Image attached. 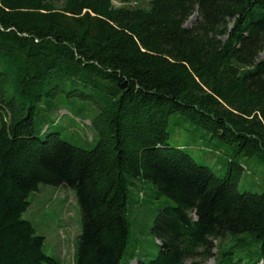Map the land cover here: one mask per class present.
<instances>
[{"label":"trees","instance_id":"obj_1","mask_svg":"<svg viewBox=\"0 0 264 264\" xmlns=\"http://www.w3.org/2000/svg\"><path fill=\"white\" fill-rule=\"evenodd\" d=\"M118 2L0 0V264H59L22 218L43 184L74 194V264H119L146 182L174 205L151 226L158 254L135 264H264V191L239 192L241 164L218 177L167 130L180 116L264 163V0ZM68 102L94 113L91 149L35 128Z\"/></svg>","mask_w":264,"mask_h":264},{"label":"rangeland","instance_id":"obj_2","mask_svg":"<svg viewBox=\"0 0 264 264\" xmlns=\"http://www.w3.org/2000/svg\"><path fill=\"white\" fill-rule=\"evenodd\" d=\"M148 0H131V5L147 6ZM115 6L118 0H112ZM193 14L185 23L190 26L195 20ZM264 57V51L257 58ZM94 113L88 112L85 105L58 104L50 113L43 110L35 115L36 130L54 134L82 149H91L96 143L90 121ZM171 147L184 149L199 165L208 167L216 176L222 177L227 169V162L233 158L242 165L241 175L236 183L239 192L260 194L264 191V163L255 157L237 155L232 157L231 146L221 145L206 131L193 126L177 115L169 117L167 127ZM50 136V135H49ZM30 204L22 218L31 222L36 234L43 236V251L56 259L59 264H74V245L81 232L80 212L74 194L62 186L40 185L37 192L29 196ZM129 234L125 253L119 264H135L137 259H152L159 252V242L151 234V226L158 210L167 205H174L163 196L155 193L152 183H144L139 195L132 189L129 193ZM129 255L134 259L128 263ZM207 260L204 264H207Z\"/></svg>","mask_w":264,"mask_h":264},{"label":"bare ground","instance_id":"obj_3","mask_svg":"<svg viewBox=\"0 0 264 264\" xmlns=\"http://www.w3.org/2000/svg\"><path fill=\"white\" fill-rule=\"evenodd\" d=\"M207 264H212V260H210Z\"/></svg>","mask_w":264,"mask_h":264},{"label":"water","instance_id":"obj_4","mask_svg":"<svg viewBox=\"0 0 264 264\" xmlns=\"http://www.w3.org/2000/svg\"><path fill=\"white\" fill-rule=\"evenodd\" d=\"M194 14H197V13H194ZM193 16V15H192ZM210 260H212V262H213V258H211Z\"/></svg>","mask_w":264,"mask_h":264}]
</instances>
